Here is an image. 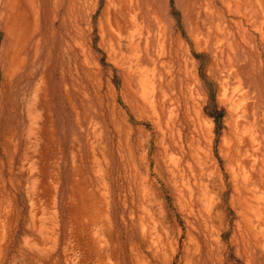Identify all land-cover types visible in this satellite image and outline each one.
Listing matches in <instances>:
<instances>
[{"label": "rangeland", "instance_id": "374dc122", "mask_svg": "<svg viewBox=\"0 0 264 264\" xmlns=\"http://www.w3.org/2000/svg\"><path fill=\"white\" fill-rule=\"evenodd\" d=\"M6 1L0 174L19 191L0 264H264V0H52L37 18L21 0L15 24ZM24 104L42 120L36 147ZM202 168L222 190L219 236Z\"/></svg>", "mask_w": 264, "mask_h": 264}, {"label": "bare ground", "instance_id": "6f19581e", "mask_svg": "<svg viewBox=\"0 0 264 264\" xmlns=\"http://www.w3.org/2000/svg\"><path fill=\"white\" fill-rule=\"evenodd\" d=\"M1 1V0H0ZM3 1V0H2ZM19 1H21V0H7L6 2H7V7H6V10H7V13H8V19H9V21H12L13 19H11L12 17H13V14H14V12H13V7L16 5L17 6V3H21V2H19ZM51 1L52 0H23L22 2L23 3H26V4H29V5H31L32 6V11H33V14H32V17H35V18H37L38 17V14H39V9H37V5L38 6H41L43 9H46L47 10V8H50V3H51ZM86 2V0H83V2L82 3H85ZM25 4V5H26ZM53 4V3H52ZM85 5V4H84ZM210 6V5H209ZM18 7H19V5H18ZM58 7V6H57ZM85 6H83V5H81V10L84 8ZM211 7V6H210ZM31 8V7H30ZM18 9H20V8H18ZM21 9H22V7H21ZM52 9V8H51ZM56 9V8H55ZM60 9V8H59ZM58 9V10H59ZM24 10V9H23ZM18 11V10H17ZM1 13V12H0ZM22 13V12H21ZM55 13V12H54ZM2 14V13H1ZM16 14V13H15ZM14 14V15H15ZM22 14H24V13H22ZM31 14V13H30ZM51 14V13H50ZM56 14V13H55ZM60 14V13H59ZM6 15V14H5ZM20 16V15H19ZM27 16V15H26ZM43 16V15H42ZM7 17V16H6ZM24 17V16H23ZM46 17H47V15H46ZM50 17H51V15H50ZM64 17V16H63ZM62 17V18H63ZM20 18V17H19ZM18 18V19H19ZM28 18V17H27ZM57 18V17H56ZM61 18V19H62ZM65 18V17H64ZM7 19V20H8ZM42 19V18H41ZM49 19V18H48ZM6 20V21H7ZM38 20H39V18H38ZM37 20V21H38ZM47 20V19H46ZM58 20V19H57ZM14 21V24H15V20H13ZM12 21V22H13ZM18 21H20V20H18ZM26 21V20H25ZM62 21H63V19H62ZM52 22V21H51ZM5 23V22H4ZM8 23V22H7ZM19 23V22H18ZM27 23V22H26ZM57 23V22H56ZM31 24V23H30ZM47 24V23H46ZM53 24V23H52ZM20 25V24H19ZM26 26V25H25ZM28 26H29V24H28ZM37 26V25H36ZM61 26V25H60ZM16 28L18 27V26H15ZM15 28V29H16ZM46 28V27H45ZM5 29V28H4ZM6 29H9L10 31H11V24L9 25V24H7L6 25ZM18 29V28H17ZM24 29V28H23ZM23 29H22V31H23ZM31 29V28H30ZM255 29V28H254ZM12 30H13V27H12ZM20 30H21V28H20ZM29 30V29H28ZM30 31V30H29ZM46 31V30H45ZM50 31V30H49ZM54 32V31H53ZM35 33V32H34ZM57 33V32H56ZM10 34V33H9ZM67 34V33H66ZM30 35V33L28 34V36ZM36 35V34H35ZM43 36V35H42ZM47 36V35H46ZM45 36V37H46ZM52 36V35H51ZM25 37V36H24ZM23 37V38H24ZM30 37V36H29ZM44 37V39H46ZM32 38V37H31ZM37 38V37H36ZM9 39V38H8ZM41 39V38H40ZM16 40V39H15ZM25 40V39H24ZM21 42V41H20ZM35 42H39V41H35ZM9 45V44H8ZM27 46V45H26ZM39 46V45H38ZM46 46V45H45ZM24 47V46H23ZM29 47V46H28ZM39 48V47H38ZM10 49V48H9ZM43 50V49H42ZM10 52V51H9ZM29 52H32V49H31V51H29ZM47 52H49V51H47ZM55 52V51H54ZM83 52V51H82ZM52 54V53H51ZM41 55V54H40ZM47 55H50L49 53L47 54ZM83 56V55H82ZM9 57V56H8ZM52 57V56H51ZM54 57H55V54H54ZM15 58H16V56H15ZM42 58V57H41ZM83 58V57H82ZM86 58V57H85ZM13 59H14V57H13ZM47 59V58H46ZM73 59V58H72ZM8 60V59H7ZM15 60V59H14ZM17 60V59H16ZM48 60V59H47ZM10 61H11V63H10V69H12V66H13V63H12V59H11V56H10ZM18 61V60H17ZM36 61V60H35ZM84 62H86V60L84 59ZM8 63H9V60H8ZM16 63V62H15ZM45 63V62H44ZM48 63V62H47ZM155 63V62H154ZM46 64V63H45ZM44 64V65H45ZM50 64V63H49ZM24 65V64H23ZM83 65V64H82ZM139 65V64H138ZM138 65L137 64H134V69L132 70V71H130L129 73H132L134 76L136 75L137 77H138V81L141 83V81H143L144 80V78H143V80H142V72H143V70H141V69H138ZM46 66H48V65H46ZM116 66H118V65H116ZM86 67V66H85ZM121 68V66L119 65L118 66V68ZM129 68V67H128ZM184 68V67H183ZM123 69V68H122ZM17 70V69H16ZM62 70V69H61ZM7 71V70H6ZM9 71V70H8ZM126 71V70H125ZM64 72V71H63ZM186 71H184V73H185ZM9 73V72H8ZM42 73V72H41ZM145 73V72H144ZM10 74V73H9ZM34 74H36V73H34ZM44 74V73H43ZM86 74V73H85ZM126 74V73H125ZM145 75V74H144ZM27 76V75H26ZM128 76V75H127ZM12 77V76H11ZM7 78H8V75H7ZM123 78H125V77H123ZM129 78V77H128ZM154 72L152 71L151 73H150V75H149V77H148V81H145L146 83L148 82V86H147V91H148V94L152 97V98H154L155 97V94H156V89H155V83H154ZM5 79V78H4ZM7 80V79H6ZM11 80V79H10ZM9 79L5 82V84L6 85H8L9 84V81H10ZM27 80V79H26ZM124 80H126V79H124ZM123 82H125V81H123ZM129 83V82H128ZM127 83V84H128ZM62 84V83H61ZM6 85H4V86H6ZM38 85V84H37ZM37 85H33L34 87H33V90L34 91H36V87H37ZM126 85V84H125ZM188 86V85H187ZM8 87V86H7ZM127 87V86H126ZM142 87V86H141ZM62 89V88H61ZM143 89V88H142ZM189 89V88H188ZM7 90H8V88H7ZM32 90V91H33ZM66 90V89H65ZM64 91V90H63ZM190 91V90H189ZM189 91H188V93H189ZM62 92V91H61ZM60 92V93H61ZM221 92V91H220ZM146 93V92H145ZM225 93V92H224ZM224 93H220V95L221 96H223L224 95ZM68 94V93H67ZM64 95H65V93H64ZM231 95V94H230ZM6 96V95H5ZM33 96V95H32ZM62 96V95H61ZM67 96V95H66ZM220 97V96H219ZM226 97V96H225ZM60 98V97H59ZM69 99V98H68ZM1 100V99H0ZM31 100V99H30ZM3 101V100H2ZM60 101V100H59ZM68 103V102H67ZM227 103H228V106H229V111L231 112L234 108H235V106H234V102H233V99H232V96H230L227 100H226V104L225 105H227ZM28 104V103H27ZM3 105V104H2ZM32 105V104H31ZM69 105V104H68ZM196 105V104H195ZM24 108H25V114H26V116H27V123H26V126H27V131H25V132H23V129H22V133H24L25 134V137H26V139H25V146H26V144L28 143L29 144V142L32 140L33 141V144L31 145L32 147H36V145L37 144H35V141H36V139H37V137H39L38 136V133H39V124L42 122V120H40V115H38V112H35V111H32L30 108H28V106L26 105V104H24ZM227 106V107H228ZM8 107V106H7ZM32 107V106H31ZM23 108V109H24ZM1 109V108H0ZM131 109V108H130ZM132 110V109H131ZM132 112H133V110H132ZM230 112H228V113H230ZM76 113V112H75ZM198 113V112H197ZM232 113V112H231ZM24 118H25V116H24ZM138 118V117H137ZM76 119V118H75ZM139 121V120H138ZM40 122V123H39ZM41 125V124H40ZM23 127V126H22ZM24 128V127H23ZM204 128V127H203ZM41 130H42V128H41ZM204 130V129H203ZM132 130H130V129H127V132H128V134H126V135H128L129 136V134L131 135V132ZM134 132V131H133ZM22 133L20 134V135H22ZM135 133V132H134ZM23 134V135H24ZM125 135V136H126ZM2 137V136H1ZM52 137V136H51ZM128 138V137H127ZM206 139V138H205ZM23 140V139H22ZM38 140V139H37ZM5 142H6V139H5ZM27 142V143H26ZM204 142V141H203ZM4 144V142L2 141V143H1V145H3ZM22 145V144H21ZM203 145H204V143H203ZM198 146V145H197ZM208 146V145H207ZM31 147V149H34V148H32ZM199 147H201V146H199ZM5 148V147H4ZM204 148V147H203ZM197 149H198V147H197ZM26 150H28V148L26 149ZM202 150V149H201ZM34 153V152H33ZM33 153H32V156H33ZM204 153V152H203ZM24 154L25 153H22V155H21V159H22V161L20 162V166L22 167V162H23V160H24ZM131 154V153H130ZM196 154V153H195ZM201 154V153H200ZM27 155V154H26ZM71 155V154H70ZM203 155V154H202ZM207 155V154H206ZM20 156V155H19ZM28 156V155H27ZM199 157V156H198ZM29 158H31V157H29ZM72 158V157H71ZM130 158H132V156H130ZM5 159V158H4ZM198 159V158H197ZM130 160V159H129ZM2 161V160H1ZM26 161V160H25ZM134 161V160H133ZM29 162V161H28ZM203 162V161H202ZM201 162V163H202ZM127 163V162H126ZM200 163V162H199ZM25 164H27V163H25ZM203 164V163H202ZM19 166V167H20ZM71 166H72V164H71ZM124 166V165H123ZM18 167V166H17ZM215 167V166H214ZM1 168V167H0ZM24 168V167H23ZM22 168V170H24ZM28 169L29 170V173H31L32 171H30V169H32V167H30V162H29V164L28 165H26V167H25V169ZM198 169V168H197ZM214 169H216V168H214ZM224 169V168H223ZM2 170V169H1ZM71 170H72V168H71ZM201 171L203 172V175H204V177H206V179H207V184H206V186H203L202 187V191H203V193H206V197H205V195H204V197L205 198H208L207 199V201L210 203V205H208V206H204L203 207V209H204V211H205V213H206V215H207V217L210 219V221L212 222V227H217V229L218 230H216L215 232L217 233V236H219L220 235V233L224 230V228H222L221 226V220H220V216H221V205L219 204V202H218V200L221 198V195H222V190L220 191V192H218V193H216L215 192V186H214V182H212L211 181V179H212V177H213V175H216L217 176V173H215V170H212V171H209L207 168L205 169H201ZM206 173H205V172ZM24 172V171H23ZM232 172V171H231ZM25 173V172H24ZM28 173V174H29ZM225 173H227L228 174V172L225 170ZM21 174H22V172H21ZM30 175V174H29ZM134 175V174H133ZM16 177V173L15 172H13V170L12 169H10V168H8V171H7V177H2V175L0 174V217H2V219H3V221H5L6 222V220H8V219H10V217L12 216L11 214L15 211V209H14V206H13V197H14V194H13V192L11 191V189L13 190V188L18 192L19 190H17L18 188L16 187V184H13V180L12 179H16L15 178ZM22 177V176H21ZM132 177V176H131ZM5 178V179H4ZM18 178V177H17ZM25 178V177H24ZM19 179V178H18ZM21 179V178H20ZM131 179V178H130ZM129 179V180H130ZM140 179V178H139ZM219 179V178H218ZM224 179V178H223ZM222 179V177L220 178V180L222 181L223 180ZM226 179V178H225ZM132 180V179H131ZM16 181H17V179H16ZM15 181V182H16ZM69 182H71V178H69ZM147 182V181H146ZM145 181H143L142 183H141V186H140V184H139V188L141 189L140 191L141 192H145V191H147V186L146 185H144L145 183H146ZM195 182V181H194ZM136 183V182H135ZM140 183V182H139ZM219 183V182H218ZM222 183V182H221ZM147 184V183H146ZM217 185V184H216ZM80 186V188H82V186L81 185H79ZM220 186V185H219ZM223 186V185H222ZM193 188V187H192ZM69 189H70V184H69ZM138 189V188H137ZM224 189H225V187H224ZM225 191V190H224ZM140 192V193H141ZM16 193V192H15ZM89 194L91 193V191H89L88 192ZM139 193V194H140ZM138 194V193H137ZM92 195V194H91ZM103 196V195H102ZM82 197V196H81ZM218 197V198H217ZM137 198V197H136ZM202 199V198H201ZM140 209H141V211H142V214H143V212L146 214V213H148V212H146L147 210H145V207H144V200L146 201V203H147V205H149V201L147 200V196H146V192L145 193H142L141 194V198H140ZM72 202V201H71ZM139 202V201H138ZM231 204V203H230ZM204 205V204H203ZM65 206V205H64ZM196 207V206H195ZM139 210V209H138ZM17 211V210H16ZM141 211H139V212H141ZM16 213V212H15ZM255 214H256V212H255ZM256 215H259V214H256ZM149 216V215H148ZM262 216V215H261ZM260 216V217H261ZM146 217H147V215H146ZM149 218V217H148ZM262 222V221H261ZM0 223H2V221L0 222ZM141 223H139L138 225H140ZM2 225V224H1ZM71 225V224H70ZM1 227V226H0ZM141 227V226H140ZM142 231H143V229H141ZM141 231V232H142ZM1 234H0V242H1V245L3 244V242L5 241V239H6V233H4L2 230H1V232H0ZM142 234V233H141ZM42 235V234H41ZM93 234H91V236H92ZM96 235V234H95ZM94 235V236H95ZM25 235H23L22 234V237H19V240H18V242H17V246H15L14 247V249H13V253H15V254H17V255H21L22 253H23V255H24V250H23V247H24V243H26V241H25V238L26 237H24ZM97 236V235H96ZM144 237V236H143ZM224 250V247L223 246H221V245H219V244H216V246H215V250H214V247H213V249H212V251L214 252V251H218L219 253L220 252H222ZM171 251H172V254H173V252H174V249H171ZM218 253V254H219ZM14 254V255H15ZM23 255H22V257H23ZM18 256V257H19ZM3 259V258H2ZM21 260H22V258H21ZM21 260H20V262H21ZM15 262H18V261H16V259L15 258H13L12 259V263L11 264H15ZM2 263V262H1ZM22 264V263H21ZM23 264H24V262H23Z\"/></svg>", "mask_w": 264, "mask_h": 264}]
</instances>
